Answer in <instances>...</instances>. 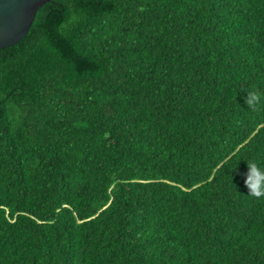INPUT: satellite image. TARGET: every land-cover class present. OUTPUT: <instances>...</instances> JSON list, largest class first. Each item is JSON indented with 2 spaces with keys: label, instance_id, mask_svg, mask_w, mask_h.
Listing matches in <instances>:
<instances>
[{
  "label": "trees",
  "instance_id": "16d2710c",
  "mask_svg": "<svg viewBox=\"0 0 264 264\" xmlns=\"http://www.w3.org/2000/svg\"><path fill=\"white\" fill-rule=\"evenodd\" d=\"M249 160L264 0H50L0 47V264H264Z\"/></svg>",
  "mask_w": 264,
  "mask_h": 264
},
{
  "label": "water",
  "instance_id": "95a60500",
  "mask_svg": "<svg viewBox=\"0 0 264 264\" xmlns=\"http://www.w3.org/2000/svg\"><path fill=\"white\" fill-rule=\"evenodd\" d=\"M50 0H0V47L16 44L30 30L39 8Z\"/></svg>",
  "mask_w": 264,
  "mask_h": 264
},
{
  "label": "clouds",
  "instance_id": "9594fccd",
  "mask_svg": "<svg viewBox=\"0 0 264 264\" xmlns=\"http://www.w3.org/2000/svg\"><path fill=\"white\" fill-rule=\"evenodd\" d=\"M255 97L247 100L249 105L254 103ZM247 172L244 175V184L249 194L256 198L264 197V164L255 161H247Z\"/></svg>",
  "mask_w": 264,
  "mask_h": 264
}]
</instances>
